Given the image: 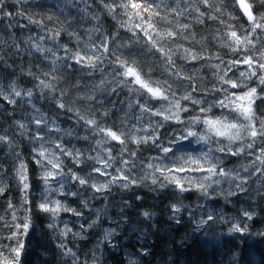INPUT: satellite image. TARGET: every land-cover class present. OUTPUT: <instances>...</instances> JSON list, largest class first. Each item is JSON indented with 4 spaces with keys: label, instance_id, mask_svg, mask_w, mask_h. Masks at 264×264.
Returning <instances> with one entry per match:
<instances>
[{
    "label": "snow or ice",
    "instance_id": "6c2138e0",
    "mask_svg": "<svg viewBox=\"0 0 264 264\" xmlns=\"http://www.w3.org/2000/svg\"><path fill=\"white\" fill-rule=\"evenodd\" d=\"M259 3L264 5V0ZM64 4L77 7L81 19L94 23L82 35L54 12L41 18L27 16L28 23L46 32L54 47L44 44V36L35 43L32 37L25 41L31 48L29 55H38L41 63L38 72L29 67L22 74L36 83L32 88L20 87L17 80L10 81L7 89L0 85V103L31 109L26 120H14L12 126L18 130L15 135L32 145L45 193L36 207L50 218L49 228L59 237L56 247L70 258V264H80V258L68 247L69 236L86 239L85 233L100 225L107 209V205L92 209L94 218L73 231L74 225L69 226L61 213L83 218V209L91 208L83 199L85 191L93 193L91 199L104 196L106 200L104 194L114 188L124 191L150 182L160 190L173 189L172 210L178 212L187 207L185 194L214 201L218 196L227 200L247 193L249 181L264 188V116L257 113V101L264 104V11L256 9V0H64ZM5 7V0H0V18H11ZM55 7L65 10L59 3ZM233 9L242 11L247 26L232 23L239 19ZM103 18L114 22L111 30L104 27ZM45 19H55L59 27L47 28ZM207 20L220 27L206 35L194 30L193 22L204 25ZM62 34L75 47L60 43ZM204 69L211 70L210 81ZM37 93L51 103L54 114L36 105ZM121 93L119 101L106 100ZM62 114H71L75 126L62 128L58 123ZM168 124L179 127L162 133ZM78 128L85 134L80 135ZM4 132L0 129V145H7L19 161L13 166L14 178L25 196L19 208L7 202L10 220L0 216V229L8 228L7 239L16 241L9 246L11 257L0 256V264H22V238L33 227L31 209L26 207L29 168ZM72 139L89 147H77L70 143ZM186 144H195L197 150L190 151ZM143 146L157 154L143 158ZM225 158H233L236 166L227 167ZM2 176L0 171V196L6 192ZM68 198L78 200L83 208L71 206ZM243 215L253 219L248 210ZM175 219L179 224L180 217ZM217 219L224 217L206 211L196 228ZM232 228L243 234L247 225ZM103 232L106 240L114 235ZM3 248L0 244V252Z\"/></svg>",
    "mask_w": 264,
    "mask_h": 264
},
{
    "label": "trees",
    "instance_id": "16d2710c",
    "mask_svg": "<svg viewBox=\"0 0 264 264\" xmlns=\"http://www.w3.org/2000/svg\"><path fill=\"white\" fill-rule=\"evenodd\" d=\"M6 7L4 11L12 13V17L0 18V55L3 56V61H0V85L7 89L8 84L12 80H17L20 87L32 88L36 81H33L31 77L23 75L22 70H27L29 67L32 68L33 72H38L37 65L41 63L38 59V55H29L31 51L30 45L25 43L29 37H32V42L35 43L41 36L45 37L44 44L46 46H53L51 41L48 40L46 32L41 31L39 27L33 24H29L26 19L27 16L32 15L34 18H41L45 14L55 13L56 16L60 17L61 21H65L69 24L70 30H75L82 35L87 27H91L94 22L85 21L80 18V13L77 11V7H67L64 4V0H21L17 3L16 0H5ZM59 3L61 7H64V11L60 12L56 8V4ZM79 7H82L80 5ZM256 9L264 11V5H260L259 0H256ZM234 14L239 15L237 21H232L233 24H245L247 26V20L242 15L241 11L237 13V10H232ZM23 13V15H17V13ZM104 19V27L111 30V25L114 23L110 18ZM224 19H227L225 16ZM44 24L47 28H57L59 23L53 19V21L44 20ZM194 30L200 34H207L209 29H215L220 27L218 22L207 20L204 25H196L193 22ZM60 43L69 44L75 47L74 43L70 42V38L66 34H62L59 38ZM17 46L19 51H17ZM211 47V42H210ZM226 49L221 50L222 54L226 53ZM151 60V55H149ZM204 74L210 81L212 79L211 70L204 69ZM99 74L97 73V78ZM124 93H121L119 97L111 96L107 97L106 100L119 101L123 98ZM211 99V97H209ZM38 107L48 114H54L55 109L49 101L37 98L34 101ZM257 113L264 116V104L257 101ZM119 107V105H118ZM31 111L30 107L24 105L21 107L19 104L15 107L8 105L7 102L0 103V129L6 130L3 134L8 135L16 143L17 147L15 151L20 152L22 159L29 168V181L31 184L29 190L30 203L26 205L31 209V218L33 227L30 229L29 235L23 237L25 243V252L22 255V264H36L37 258L41 261H45L46 264H70V258H65L60 254V250L56 247L59 242V237L53 230L44 228V236L46 241L44 245L39 243V237L35 235L36 226L41 228L44 225L50 223V218L47 214L39 211L36 207L38 201L41 199L40 192L42 190V182L39 180L40 170L33 160V153L31 152L32 145L29 144L27 139H24L15 133L18 131L13 127L14 120H26V113ZM216 115H219V110H213ZM58 123L62 128H69L75 126L74 118H71V114H62L59 117ZM34 127V126H33ZM179 127L178 125L168 124L161 132L164 133L168 128ZM80 135H84L82 129H77ZM71 144L77 147L87 148L89 144L85 141L72 139ZM190 151L197 150L195 144L188 146ZM157 154V150L149 149L147 146L142 147V156L147 159L150 156ZM19 161L9 151L7 145H0V171L3 172L2 180L8 184V189L3 196H0V216H4L5 219L10 220V210L8 209L7 202L12 201L13 205L17 208L20 207V191L16 186L14 179V165H18ZM225 165L229 168L236 166L233 158H225ZM136 173H134L135 175ZM100 179H103L102 177ZM149 186L156 188L148 182ZM226 187V185H225ZM247 193H239L237 196L228 197L227 200L223 196H218L214 201H206L197 193L185 194L188 198L183 200V203L187 206L182 210L180 214V223L177 224L175 220H170L168 217L171 215L172 210L170 204L175 203L173 189L171 187L156 192H148L143 187H133L132 193L127 190H119L114 188L111 194L105 193L107 199L104 196H100L99 193L95 194L100 196V199H91L93 193L88 190L83 193V199L88 200L91 208H85L84 217L77 218L70 214L61 213L62 219L69 222V226H73V231H79V224L86 222L89 217L94 218V212L92 209H104L107 205V209L101 216V223L94 229H89L85 233L86 239L84 240H73L69 236L67 240L68 247L72 248L80 258L81 262L91 261L93 259V253L101 255V260L104 264H109L111 248L104 244L101 248H97V244L103 235L104 229L117 228L120 231L119 224H123L124 221L120 220V216H138L141 210H147L149 212L156 213L155 217L148 222H144L148 230H150V224L156 223L159 228H162L166 232H171L177 245L180 241L187 242L192 236L197 238L203 237L205 240L211 238L217 241V244L213 246V250L207 254V258L204 259V264H261L264 259V188H260L259 184H254L249 181L247 185ZM134 194H140L144 197L143 201H135ZM61 199H64L63 197ZM71 206L76 207L78 210L83 208L79 204L78 200L74 201L72 198H68ZM128 200L132 207H126L123 205V201ZM203 205V207H200ZM120 207H124V211L119 213ZM242 209L248 210L255 213L252 220H247L244 217ZM206 211H212L217 217L223 216L224 219L220 223L216 224L213 228L205 226L199 232H194L196 228L195 223L192 222L193 217L199 220ZM19 216L23 215V211L18 213ZM232 217L238 218L241 223V227L247 225L249 231L246 234L235 233L228 235V228L231 226ZM115 221V222H114ZM63 225H60L62 227ZM207 232V236L204 233ZM0 244L9 247L16 245L15 240L7 239L10 235L8 228L0 229ZM115 239H119L116 237ZM115 239L113 242H115ZM151 242V241H150ZM191 246V245H190ZM5 255L7 252L5 249ZM135 251V250H133ZM45 253V256H41V253ZM126 262L134 261L136 256H129L124 258ZM194 260L200 261L201 257L194 256ZM114 264V262H111Z\"/></svg>",
    "mask_w": 264,
    "mask_h": 264
},
{
    "label": "clouds",
    "instance_id": "9594fccd",
    "mask_svg": "<svg viewBox=\"0 0 264 264\" xmlns=\"http://www.w3.org/2000/svg\"><path fill=\"white\" fill-rule=\"evenodd\" d=\"M15 172L12 177L14 179L16 186L19 188L20 191V202L23 200L25 196V192L22 190V186L18 183V181L14 178ZM5 189H8V184L3 182ZM139 187H143L147 189L148 192H156V188H152L149 186L148 183H142ZM133 187H129L127 190L129 193H132ZM44 188L42 186V190L40 192V197L44 195ZM135 201H143L144 197L140 194H134L133 196ZM41 203V199L38 201L37 205ZM123 205L126 207L131 208L132 204L129 203L128 200H124ZM172 204H170V208L172 210ZM183 208L180 209L178 212H173L168 217L170 220H175L178 218L182 213ZM244 209H242L243 212ZM124 211V207H120L118 211L122 213ZM149 213L148 216H145L144 213ZM156 213L149 212L147 210H141L138 216H120V220H123V224H119L120 231H117V228H108L104 230H108L114 233V235L105 238L104 232L100 238L99 243L97 244V248H101L104 244L111 248L110 262H114V264H129L124 259L125 257L129 256H136L135 264H204V259L207 258V254L213 250V246L217 244L216 240L211 238L205 240L203 237L197 238L196 236H192L190 239L185 241H180L179 245H177L175 239L172 236L171 232H166L162 228H159L156 223L150 224V230L147 229L144 222L151 221L155 217ZM254 216L255 213H252ZM231 226L228 228V235H232L236 232L232 225H240L241 221L236 218L232 217ZM200 219L197 220L193 217L192 222L197 225ZM115 222V221H114ZM221 220L217 219L208 226L209 228H213L216 224L220 223ZM177 223V221H176ZM44 228L49 229V223L44 225L43 228L40 226H36L35 235L39 237V243L41 245L45 244L46 237L44 236ZM203 229V228H202ZM201 229H193L194 232H199ZM248 227L244 231L243 234L248 233ZM207 236V232L204 233ZM119 237V239H115ZM115 239V242H113ZM151 241V242H150ZM191 245V246H190ZM7 252L5 255V251L0 252V256L11 257L10 247L4 246ZM135 250V251H133ZM45 253H41V256H45ZM194 256L201 257L200 261L197 262L193 259ZM36 264H46L45 261H41L39 258L36 260ZM80 264H104L101 260V255H97L93 253V259L91 261H84ZM209 264L211 262L209 261Z\"/></svg>",
    "mask_w": 264,
    "mask_h": 264
},
{
    "label": "water",
    "instance_id": "95a60500",
    "mask_svg": "<svg viewBox=\"0 0 264 264\" xmlns=\"http://www.w3.org/2000/svg\"><path fill=\"white\" fill-rule=\"evenodd\" d=\"M241 13H242V11H241ZM242 15H243V13H242ZM246 18V17H245Z\"/></svg>",
    "mask_w": 264,
    "mask_h": 264
}]
</instances>
